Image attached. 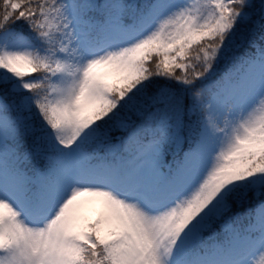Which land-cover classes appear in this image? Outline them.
I'll return each mask as SVG.
<instances>
[{"label":"snow or ice","instance_id":"6c2138e0","mask_svg":"<svg viewBox=\"0 0 264 264\" xmlns=\"http://www.w3.org/2000/svg\"><path fill=\"white\" fill-rule=\"evenodd\" d=\"M0 264H264V0H0Z\"/></svg>","mask_w":264,"mask_h":264}]
</instances>
